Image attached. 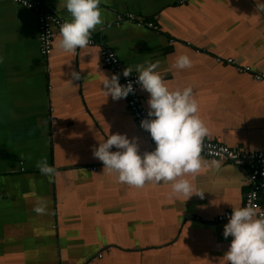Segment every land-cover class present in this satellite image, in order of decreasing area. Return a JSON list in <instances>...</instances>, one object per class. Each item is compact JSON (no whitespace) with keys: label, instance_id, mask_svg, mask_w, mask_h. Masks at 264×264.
<instances>
[{"label":"crops","instance_id":"1","mask_svg":"<svg viewBox=\"0 0 264 264\" xmlns=\"http://www.w3.org/2000/svg\"><path fill=\"white\" fill-rule=\"evenodd\" d=\"M41 1L70 19L64 0ZM258 2L264 0H101L103 23L91 34L98 44L64 52L56 32L46 57L37 14L0 0V264H226L232 237H223L217 218L242 206L249 168L201 155L199 173L185 178L203 196L189 198L173 194L172 182L138 188L103 169L93 151L109 134L135 137L139 153L153 142L126 99L102 90L104 75L113 74L101 46L133 69L159 61L169 89L191 85L209 129L205 141L263 150L264 81L236 66L264 74ZM180 55L190 68L175 66ZM139 93L148 109L149 94L140 86ZM42 160L57 170L52 181L36 166ZM38 199L44 214L33 211Z\"/></svg>","mask_w":264,"mask_h":264},{"label":"clouds","instance_id":"2","mask_svg":"<svg viewBox=\"0 0 264 264\" xmlns=\"http://www.w3.org/2000/svg\"><path fill=\"white\" fill-rule=\"evenodd\" d=\"M101 0H64V7L70 15L59 29L56 47L64 52H75L88 45L91 34L103 23ZM26 3V0H25ZM259 11L264 12V3H257ZM2 60V57H0ZM191 59L180 55L175 66L179 69L190 68ZM159 61L125 67L123 76L128 77L135 70L136 83L149 94L147 117L140 121V127L146 130L155 143L152 151L142 155L138 151L135 137L112 133L94 149L98 158L110 172L118 174V180L135 187L146 183L172 182V193L189 198L193 194L192 184L186 176H195L201 170V153L205 148V139L209 129L200 118L198 103L191 85L183 89H169L156 69ZM74 79H79L78 72H72ZM102 90L113 100L126 98L134 93L133 83H119V76L110 78L104 75ZM115 148L113 151L111 149ZM215 168L220 167L218 160H213ZM42 175L52 181L56 169L46 160L36 165ZM33 211L44 214L46 202L38 199ZM232 237L223 256L226 264H264V213L249 204L232 207L227 223L223 226V237Z\"/></svg>","mask_w":264,"mask_h":264},{"label":"built area","instance_id":"3","mask_svg":"<svg viewBox=\"0 0 264 264\" xmlns=\"http://www.w3.org/2000/svg\"><path fill=\"white\" fill-rule=\"evenodd\" d=\"M15 4L23 6L26 9L32 10L37 14L38 19V32H39V46L42 55L49 56L53 50V41L56 32H59L60 26L66 21L53 13H51L41 0H12ZM129 19H135L134 15L128 14ZM139 25H147L149 27H157L153 22L138 21ZM98 42L91 35L88 45H97ZM101 56L105 65L111 70L112 74L119 76V83L126 84L131 81L133 83L134 93H130L125 99L128 107L130 108L137 124L140 126V121L147 117V111L143 98L139 93V85L136 83V73H132L128 77L123 76V69L126 67L121 61L115 51L109 46L103 44L101 46ZM218 62L226 64H234L236 62L233 58H217ZM238 71L242 73H252L254 78L258 81H264V74L256 73L250 66L236 65ZM144 130V129H143ZM150 137V134L144 130ZM147 150L152 151L155 148ZM145 152V151H144ZM144 152H140L142 155ZM201 155L210 159H218L222 161H230L236 165L245 166L249 168V174L246 182L249 184V189L244 195L243 205L249 204L257 208L261 213H264V149L255 151H242L233 149L228 145L221 144L215 141H205V148ZM96 167H93L95 169ZM232 210H226L218 216L217 222L227 223V217L231 214Z\"/></svg>","mask_w":264,"mask_h":264}]
</instances>
